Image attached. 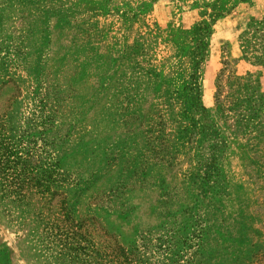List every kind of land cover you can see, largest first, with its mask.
Instances as JSON below:
<instances>
[{
	"label": "rangeland",
	"instance_id": "374dc122",
	"mask_svg": "<svg viewBox=\"0 0 264 264\" xmlns=\"http://www.w3.org/2000/svg\"><path fill=\"white\" fill-rule=\"evenodd\" d=\"M262 56L264 0H0V264H222L264 241V172L216 109L230 70L264 115Z\"/></svg>",
	"mask_w": 264,
	"mask_h": 264
},
{
	"label": "trees",
	"instance_id": "16d2710c",
	"mask_svg": "<svg viewBox=\"0 0 264 264\" xmlns=\"http://www.w3.org/2000/svg\"><path fill=\"white\" fill-rule=\"evenodd\" d=\"M258 64L264 65V57L262 58L258 57ZM225 71H222L221 77H223L225 74ZM228 75H226V79L230 80L228 81L227 86L229 89L233 92L229 97L224 96V100L221 99L222 93L220 91V94L216 95V102H218L217 108H222L224 111H228L232 113V115H223L224 111L221 116H224L223 119H221L224 128L229 130L228 132L232 135H241L247 137L246 145L248 146V149L251 154L252 164L257 166L255 174L256 173H263L264 172V115H259L260 113V105H258V102H261L262 95L259 93V83L257 80H249L246 84H242L238 81V78L235 74H232V72L229 70ZM228 102L229 106L225 109L224 103ZM212 115L208 113L207 110H202V116L199 121H195V125H199L202 127V129H205L206 127L213 128V133L216 134L218 137V141H221L223 136H221L216 128V123L212 121L210 118ZM233 120V124L231 126L225 125L227 121ZM191 119L188 121L190 122ZM193 123V122H192ZM253 153L260 154V158L254 157ZM261 159V160H259ZM212 160V159H211ZM259 161H261L259 163ZM214 165V164H213ZM214 168V166H212ZM251 167V166H250ZM261 172H260V171ZM254 173H252L250 178L253 180ZM259 180V179H257ZM264 225V224H263ZM250 230V229H249ZM250 232L251 235L256 236L257 231L256 229ZM259 232V230H258ZM249 235L247 231H244L243 236L245 237L246 241L249 242V248L250 250H245L244 248L237 249L235 252L232 253V258L225 261V263L222 262V264H240V261L243 259H246L247 261H250L247 264H253L252 262H258L259 257L262 256L264 259V253L263 251H257L255 252L256 248L261 249L262 246H264V241L261 243L256 242L252 244V240L249 239ZM260 237V236H259ZM264 250V249H263ZM259 263V262H258ZM246 264V263H245Z\"/></svg>",
	"mask_w": 264,
	"mask_h": 264
}]
</instances>
